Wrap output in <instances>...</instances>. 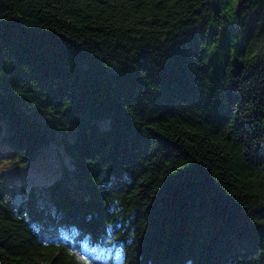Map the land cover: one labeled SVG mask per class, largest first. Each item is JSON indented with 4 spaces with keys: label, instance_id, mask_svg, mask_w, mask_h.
I'll return each instance as SVG.
<instances>
[{
    "label": "trees",
    "instance_id": "16d2710c",
    "mask_svg": "<svg viewBox=\"0 0 264 264\" xmlns=\"http://www.w3.org/2000/svg\"><path fill=\"white\" fill-rule=\"evenodd\" d=\"M52 141L0 264H264V0H0V142Z\"/></svg>",
    "mask_w": 264,
    "mask_h": 264
},
{
    "label": "rangeland",
    "instance_id": "374dc122",
    "mask_svg": "<svg viewBox=\"0 0 264 264\" xmlns=\"http://www.w3.org/2000/svg\"><path fill=\"white\" fill-rule=\"evenodd\" d=\"M228 1L229 4H233V0ZM225 4L228 3L225 2ZM221 52L213 53L215 64H219ZM65 166H69V158L59 141H52L43 146L37 156L25 164H16L10 149L0 142V187L5 199L12 207H15L25 193L32 188L37 192L53 183ZM40 199L38 198L39 201ZM92 250L95 249L91 247L89 252ZM114 255L119 263L121 254Z\"/></svg>",
    "mask_w": 264,
    "mask_h": 264
},
{
    "label": "snow or ice",
    "instance_id": "6c2138e0",
    "mask_svg": "<svg viewBox=\"0 0 264 264\" xmlns=\"http://www.w3.org/2000/svg\"><path fill=\"white\" fill-rule=\"evenodd\" d=\"M82 259H84L85 264H88L87 258H82Z\"/></svg>",
    "mask_w": 264,
    "mask_h": 264
}]
</instances>
